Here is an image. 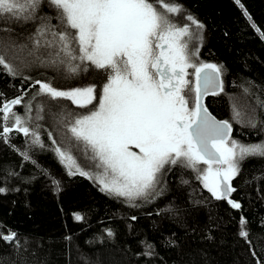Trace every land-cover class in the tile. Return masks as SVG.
<instances>
[{
    "label": "trees",
    "instance_id": "trees-1",
    "mask_svg": "<svg viewBox=\"0 0 264 264\" xmlns=\"http://www.w3.org/2000/svg\"><path fill=\"white\" fill-rule=\"evenodd\" d=\"M150 2L160 8V0ZM163 2L182 6L180 15L172 17L179 24L188 23L184 17L191 14L204 25L202 41L190 44L198 48L193 62L222 68L224 90L206 98L209 112L235 122L234 139L247 145L264 142V0ZM37 16L0 19V51L17 70L12 76L0 66V101L27 91V105L33 103L34 109L30 130L43 145L16 131L7 142L0 140V187L6 189L0 193V233H16L14 241L0 239V264H264V156L240 161L230 197L239 209L213 198L194 172L179 166L163 174L162 194L137 200L135 207L100 191L92 179L68 175L47 134L65 147L66 125L79 109L66 99L36 95L35 82L70 90L100 82L102 74L87 62L75 74L53 66L51 49L29 55L31 37L42 23L60 27L57 10L47 0ZM234 105L241 111L239 121ZM77 213L82 220L74 218ZM241 218L247 221V239L239 235Z\"/></svg>",
    "mask_w": 264,
    "mask_h": 264
},
{
    "label": "snow or ice",
    "instance_id": "snow-or-ice-1",
    "mask_svg": "<svg viewBox=\"0 0 264 264\" xmlns=\"http://www.w3.org/2000/svg\"><path fill=\"white\" fill-rule=\"evenodd\" d=\"M47 2L57 10L59 30L42 23L31 37L33 47L28 54L35 55L41 48L51 49L48 62L53 66H64L75 74L87 62L107 74L98 107L69 121L68 144L53 149L68 175L92 179L100 191L123 198L135 207L137 200L162 194L158 186L163 174L179 166L194 172L213 198L226 200L232 208L239 209L240 203L230 198L236 190L232 181L239 175L241 160L264 156V142L243 145L232 140V125L217 121L201 103L209 92L217 94V89L223 90L221 67L193 62L198 48L193 49L190 44L193 40L202 41L204 25L191 14L184 17L188 23L174 21L172 17L180 15L182 6L163 0L159 9L150 0ZM41 3L42 0H0V19H40L37 12ZM244 14L248 15L246 11ZM0 66L9 75H17L3 51ZM190 68L196 78L194 88L187 79ZM35 84L39 85L36 95H46L54 101L63 98L82 108L96 99L94 86L59 90L50 83ZM189 94L195 97L191 107ZM22 101L23 97L0 101V140L7 142L9 133L16 131L31 136L34 145L43 147L39 135L28 126L31 104L27 105L25 116L13 110ZM233 110L239 121L241 111L235 105ZM248 123L255 127L251 119ZM73 147L82 149L95 171L81 167L72 154ZM22 155L25 160L30 159L26 152ZM52 183L59 190V180L53 178ZM4 192L6 189L0 187V193ZM74 218L83 219L78 213ZM246 223L241 218L239 235L245 239ZM0 239L14 241L16 233H0Z\"/></svg>",
    "mask_w": 264,
    "mask_h": 264
},
{
    "label": "flooded vegetation",
    "instance_id": "flooded-vegetation-1",
    "mask_svg": "<svg viewBox=\"0 0 264 264\" xmlns=\"http://www.w3.org/2000/svg\"><path fill=\"white\" fill-rule=\"evenodd\" d=\"M194 63H196V62H194ZM197 64H199V63H197ZM90 65V64H89ZM91 66V65H90ZM92 68H94L93 66H91ZM95 69V68H94ZM95 70H97V69H95ZM99 71H101V74H102V80L100 81V82H97V80H95V83L94 82H92L91 83V86H94L95 88H96V93H95V95H96V99H94V101L96 102L97 100H98V94L101 92V90H102V86H103V84L104 83H106V81H107V74H106V72H104L103 70H99ZM187 79L191 82L190 83V87H195V80H196V78H195V75H194V69H188V76H187ZM38 89H39V85H37V88H36V90H37V92H38ZM26 92L27 91H25V92H23L22 93V95H19V96H17V97H23V101H22V103L20 104V105H16V106H14V111L16 112V114H18V115H21V116H23L22 115V113L23 112H25V114H26V107H27V95L28 94H26ZM214 94H211V95H207L205 98H204V103L206 102V98L208 97V96H213ZM40 97H48V96H46V95H39ZM16 97V98H17ZM189 101H190V104H189V106L191 107V106H193V102H194V100H195V97H194V94H189ZM15 99V98H14ZM61 99H63V98H61ZM71 102V101H70ZM71 104L73 105V107H75L76 109H79L80 107L79 106H77V105H75V104H73L72 102H71ZM33 105V103L31 104V106ZM205 106H206V104H205ZM33 107H32V110H31V120L29 121V123H31L32 124V112H33ZM74 117H76V113H74V116H73V118ZM9 123H11V121L9 122ZM232 125H234V124H232ZM29 128L30 129H32V127L29 125Z\"/></svg>",
    "mask_w": 264,
    "mask_h": 264
},
{
    "label": "rangeland",
    "instance_id": "rangeland-1",
    "mask_svg": "<svg viewBox=\"0 0 264 264\" xmlns=\"http://www.w3.org/2000/svg\"><path fill=\"white\" fill-rule=\"evenodd\" d=\"M89 86H91V85H89ZM101 92H102V90H101ZM101 92L98 94L99 97H98V100L96 102L93 100L92 104H89L87 107H83V108L80 107L79 110H78L79 113H76V117L81 116V115H86L91 110H94L96 107H98V103H99V98H100ZM76 117H74L73 120ZM225 121H228L231 124L235 123V122L233 123V121L231 119H226ZM47 135L52 139V141L54 140L53 136L51 134H47ZM231 139L238 141L237 139H234V138H231ZM238 142L240 144L247 145V144H244V143H242L240 141H238ZM56 143H58V142L56 141ZM56 143L53 144V145H55V147H57ZM64 143H65V146H66L68 144V140L67 139L64 140ZM72 144H75V141H72ZM249 145H251V144H249ZM133 150L135 151L136 149H133ZM72 154L77 159V162L81 165V167L84 168V170H86V171H95V169L90 166V161H88L87 158L83 155L82 149L77 150L75 147H73Z\"/></svg>",
    "mask_w": 264,
    "mask_h": 264
},
{
    "label": "water",
    "instance_id": "water-1",
    "mask_svg": "<svg viewBox=\"0 0 264 264\" xmlns=\"http://www.w3.org/2000/svg\"><path fill=\"white\" fill-rule=\"evenodd\" d=\"M220 79H221V81H222V78L220 77ZM220 92V90L219 89H217V93H219ZM210 94H212L211 92H209V94H207V95H210ZM206 97V95L205 96H203L202 97V100H201V103L203 104V106L205 107V105H204V103H203V100H204V98ZM209 112V111H208ZM209 114L212 116V117H214L217 121H224V120H220V119H218L217 117H215L213 114H211L210 112H209ZM234 132H235V129H234V127L232 126V131H231V137L234 135Z\"/></svg>",
    "mask_w": 264,
    "mask_h": 264
},
{
    "label": "bare ground",
    "instance_id": "bare-ground-1",
    "mask_svg": "<svg viewBox=\"0 0 264 264\" xmlns=\"http://www.w3.org/2000/svg\"><path fill=\"white\" fill-rule=\"evenodd\" d=\"M28 126H29V124H28ZM2 130V129H1Z\"/></svg>",
    "mask_w": 264,
    "mask_h": 264
}]
</instances>
